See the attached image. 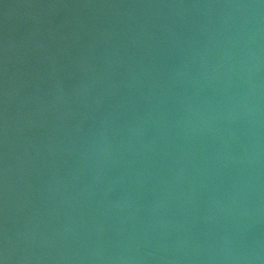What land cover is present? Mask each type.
Segmentation results:
<instances>
[{
    "label": "water",
    "instance_id": "95a60500",
    "mask_svg": "<svg viewBox=\"0 0 264 264\" xmlns=\"http://www.w3.org/2000/svg\"><path fill=\"white\" fill-rule=\"evenodd\" d=\"M0 264H264V0H0Z\"/></svg>",
    "mask_w": 264,
    "mask_h": 264
}]
</instances>
